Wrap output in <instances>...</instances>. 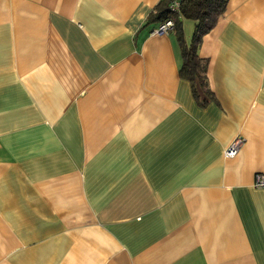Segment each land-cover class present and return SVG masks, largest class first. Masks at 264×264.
Masks as SVG:
<instances>
[{
    "label": "crops",
    "instance_id": "obj_1",
    "mask_svg": "<svg viewBox=\"0 0 264 264\" xmlns=\"http://www.w3.org/2000/svg\"><path fill=\"white\" fill-rule=\"evenodd\" d=\"M158 1L0 0V264H264V0L203 35V106Z\"/></svg>",
    "mask_w": 264,
    "mask_h": 264
},
{
    "label": "trees",
    "instance_id": "obj_2",
    "mask_svg": "<svg viewBox=\"0 0 264 264\" xmlns=\"http://www.w3.org/2000/svg\"><path fill=\"white\" fill-rule=\"evenodd\" d=\"M173 0H159L149 13L148 22H161L167 18L173 20V30L176 35L181 65L179 74L188 80L192 95L199 105L214 100V93L207 80L208 60L198 54V47L203 35L216 23L224 12L228 0H178L176 8L172 9ZM183 19L192 22V32L187 38Z\"/></svg>",
    "mask_w": 264,
    "mask_h": 264
},
{
    "label": "built area",
    "instance_id": "obj_3",
    "mask_svg": "<svg viewBox=\"0 0 264 264\" xmlns=\"http://www.w3.org/2000/svg\"><path fill=\"white\" fill-rule=\"evenodd\" d=\"M178 5V0H173L170 3V7L172 9L176 8ZM173 28V20L171 18H167L159 23V25L154 29V33L156 34H165L169 30ZM241 138L234 139L225 149H224V155L227 157L234 156L236 152L238 151L240 145H241ZM254 184L256 186H264V173L258 172L255 174L254 177Z\"/></svg>",
    "mask_w": 264,
    "mask_h": 264
},
{
    "label": "rangeland",
    "instance_id": "obj_4",
    "mask_svg": "<svg viewBox=\"0 0 264 264\" xmlns=\"http://www.w3.org/2000/svg\"><path fill=\"white\" fill-rule=\"evenodd\" d=\"M191 24H192V22L190 20H186L185 21V28H186L187 32L189 31L188 28H189V26L191 27ZM187 32H185L186 36H187Z\"/></svg>",
    "mask_w": 264,
    "mask_h": 264
}]
</instances>
